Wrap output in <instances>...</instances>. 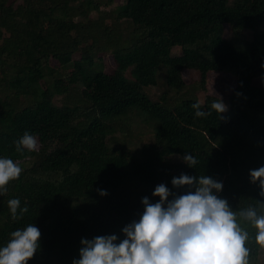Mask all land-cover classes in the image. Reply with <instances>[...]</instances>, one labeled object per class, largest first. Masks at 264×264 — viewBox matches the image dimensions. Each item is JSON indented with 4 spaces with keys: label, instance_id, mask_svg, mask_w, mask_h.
<instances>
[{
    "label": "trees",
    "instance_id": "obj_1",
    "mask_svg": "<svg viewBox=\"0 0 264 264\" xmlns=\"http://www.w3.org/2000/svg\"><path fill=\"white\" fill-rule=\"evenodd\" d=\"M99 2L0 0V158L23 169L0 194V247L34 224L40 247L28 264H73L82 238L125 239L142 198L159 201L157 185L169 188V201L194 192L197 184L172 186L187 174L223 185L212 191L248 234V264H264L257 229L239 215H264L260 183L250 177L264 166V86L254 84L264 80V0H123L108 11ZM186 73L197 74L196 86ZM220 75L233 79L225 114L211 108L217 97L195 95ZM160 76L163 91L152 100L145 89ZM195 103L212 114L196 117ZM136 117L151 126L153 142L133 154L110 146ZM25 132L37 149L18 153ZM185 154L198 163L189 167ZM13 198L28 207L15 221Z\"/></svg>",
    "mask_w": 264,
    "mask_h": 264
},
{
    "label": "clouds",
    "instance_id": "obj_2",
    "mask_svg": "<svg viewBox=\"0 0 264 264\" xmlns=\"http://www.w3.org/2000/svg\"><path fill=\"white\" fill-rule=\"evenodd\" d=\"M192 107L196 117L212 114L202 111L199 103ZM211 108L218 114L227 111L222 99L214 101ZM15 145L18 153L32 152L37 149V138L25 132ZM183 159L189 167L198 163L190 154ZM22 171L11 158H0V194L7 192L9 182L19 179ZM250 177L253 183L259 181L260 195L264 196V166L251 170ZM171 183L174 188L198 186L194 192L169 201V188L163 183L157 185L152 195L159 201L150 203L147 197L142 198L144 212L139 222L122 229L125 239L116 243L114 234L93 240L82 238L80 259L73 260V264H248V234L240 228L237 213L227 201L212 191H221L223 185L207 176L197 180L187 174L174 177ZM99 191L100 195H107L106 191ZM8 208L14 221L28 212L27 206L21 207L19 198L10 199ZM239 215L257 229L256 243L264 249V215L258 217L251 208ZM40 237L34 224L11 232L7 245L0 247V264H28L40 247Z\"/></svg>",
    "mask_w": 264,
    "mask_h": 264
},
{
    "label": "rangeland",
    "instance_id": "obj_3",
    "mask_svg": "<svg viewBox=\"0 0 264 264\" xmlns=\"http://www.w3.org/2000/svg\"><path fill=\"white\" fill-rule=\"evenodd\" d=\"M123 0H116L112 5L107 6L106 0H100V10L108 11L116 8L117 5L122 4ZM91 17H96V13L93 12L90 14ZM129 26L127 23L124 24V27ZM179 52L178 48H174L171 52L172 55H177ZM107 56V55H106ZM107 60V59H106ZM108 62V60H107ZM160 76L158 85L155 87H150L145 89V92L152 100H157L163 91V79ZM185 81L191 87L196 86L198 82V76L195 73H186ZM256 86H264V80L258 79L254 81ZM233 87V79L227 75L213 76L211 77V83L208 84L207 91H196L195 95L200 100L203 101L206 96L205 93L222 99L223 103L227 106L228 112L229 103L227 96L231 88ZM153 142V131L150 125L144 123L141 118H134L129 125H123L122 130L116 131L115 135L109 140V144L112 147L125 148L128 152L137 153L140 147L145 143ZM264 260V257H260V261Z\"/></svg>",
    "mask_w": 264,
    "mask_h": 264
}]
</instances>
